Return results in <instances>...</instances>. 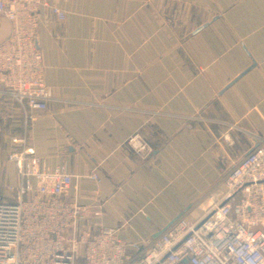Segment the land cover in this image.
Listing matches in <instances>:
<instances>
[{
  "label": "crops",
  "instance_id": "1",
  "mask_svg": "<svg viewBox=\"0 0 264 264\" xmlns=\"http://www.w3.org/2000/svg\"><path fill=\"white\" fill-rule=\"evenodd\" d=\"M49 2L65 19L39 10L49 99L29 145L65 166L66 198L92 226L117 230L137 256L264 138V0ZM10 29L0 16V44ZM21 118L0 94L7 141ZM135 133L145 158L126 145ZM0 166V186L21 182L12 162Z\"/></svg>",
  "mask_w": 264,
  "mask_h": 264
},
{
  "label": "built area",
  "instance_id": "2",
  "mask_svg": "<svg viewBox=\"0 0 264 264\" xmlns=\"http://www.w3.org/2000/svg\"><path fill=\"white\" fill-rule=\"evenodd\" d=\"M41 8L64 21L49 0H0L11 27L0 44V94L22 117L20 134L10 138L19 149L7 158L21 182L0 186V264H264V138L137 256L117 230L93 227L86 209L66 198L73 177L63 164L48 168L29 145L49 99L37 46ZM126 145L141 158L151 152L139 133ZM87 178L101 182L95 173Z\"/></svg>",
  "mask_w": 264,
  "mask_h": 264
},
{
  "label": "rangeland",
  "instance_id": "3",
  "mask_svg": "<svg viewBox=\"0 0 264 264\" xmlns=\"http://www.w3.org/2000/svg\"><path fill=\"white\" fill-rule=\"evenodd\" d=\"M1 131L2 132H0V159H1L0 162L7 160L8 155L15 151L14 149H9V148L17 147L13 145L10 141H7L8 135L4 133L3 129Z\"/></svg>",
  "mask_w": 264,
  "mask_h": 264
},
{
  "label": "water",
  "instance_id": "4",
  "mask_svg": "<svg viewBox=\"0 0 264 264\" xmlns=\"http://www.w3.org/2000/svg\"><path fill=\"white\" fill-rule=\"evenodd\" d=\"M176 220H177V219H176ZM176 220H175V221H176ZM175 221H174V222H175ZM174 222H173V223H174ZM171 224H172V223H171ZM171 224H170V225H171ZM170 225H169V226H170ZM162 232H163V231H162ZM160 234H161V233H159L156 237H154V239L157 238Z\"/></svg>",
  "mask_w": 264,
  "mask_h": 264
}]
</instances>
